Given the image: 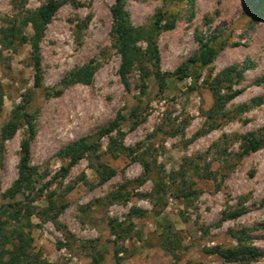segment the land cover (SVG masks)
<instances>
[{"label":"rangeland","instance_id":"1","mask_svg":"<svg viewBox=\"0 0 264 264\" xmlns=\"http://www.w3.org/2000/svg\"><path fill=\"white\" fill-rule=\"evenodd\" d=\"M46 1L0 0V29L19 24ZM113 1L62 0L39 39L37 86L29 45H6L0 35V126L16 106L33 123L29 165L37 175L30 191L9 192L24 125L3 141L0 158V205L9 204L7 211L18 217L7 218L5 230L22 232L21 263L93 264L97 258L113 264L112 252L122 245L121 264H264V136L256 150L241 154L246 135H264V84L255 82L264 77V6L257 0H124L133 27L148 30L158 11L165 16L161 24L172 19L156 39L158 70L166 74L159 89L147 57L132 63L126 85L120 79ZM21 29L32 33L29 23ZM210 36L218 49L211 64L205 67L199 54L186 77H173ZM135 45L144 51L146 40ZM87 65L89 79L77 80L76 71ZM229 66L241 70L231 84L239 92L213 111L209 82ZM258 96L262 101L251 105ZM113 120L117 127L98 139L94 152L58 173L67 164L59 155L64 146L93 138ZM111 137L132 152L111 149ZM96 162L113 175L100 181ZM182 191L194 194L185 198ZM109 221L132 224L126 239L116 241ZM168 222L179 240L174 254L159 245ZM231 231L246 235L260 255L227 261L212 252L236 245ZM12 243L2 246L1 260L9 258Z\"/></svg>","mask_w":264,"mask_h":264},{"label":"trees","instance_id":"2","mask_svg":"<svg viewBox=\"0 0 264 264\" xmlns=\"http://www.w3.org/2000/svg\"><path fill=\"white\" fill-rule=\"evenodd\" d=\"M257 2L259 5L264 6V0H257ZM61 4L62 0H47L34 11L28 12L19 24L11 22L9 25H6L5 27H2L0 29V35L2 36V40L6 42V45H10L15 40L20 41L22 43H27L29 45V56L33 69L34 86L39 85L41 78L39 39L42 35L45 24L50 20L53 13ZM251 4L253 7H256L255 4ZM110 16V30L113 37V46L120 58L118 74L123 84L126 85L125 76L130 70L132 63L134 61L140 62L141 58L147 57L148 60H151L152 65L154 67V75L158 87L159 89H163L165 86L166 74L158 70L159 55L156 46V39L158 34L163 29L170 28L172 26V19L165 21L164 24H161V20H163L165 16L164 12L158 11L153 16V21L148 30H145L141 27H133L129 22V15L127 10L125 9L124 0L113 1V4L110 7ZM27 23L30 24L32 29V33L28 36L22 33L21 31V26H24ZM211 37L212 36H210L209 39ZM140 39L146 40V47L144 51H141L135 45L136 42ZM213 42L214 39L202 41L200 43V49L195 51V53L190 56L189 59L183 61L176 67V69H174V71L172 72L173 77L178 80L186 77L189 74L188 70L190 65L188 63L198 62L201 58L199 54L203 55V57L205 58L203 60V63L205 62V67L210 65L218 52V49L214 48ZM139 69L141 70L142 74H145V72H143L144 68L141 66V64L139 65ZM240 73V69H235L234 66H229L222 69L218 75L216 74L214 77L211 78L209 82V88L213 98V104L211 107L213 111L217 108H220L223 102L229 100L237 92H239L238 89L232 90L231 84L232 82L240 78ZM90 74L91 67L90 65H87L76 71L75 78L77 80L87 82ZM255 82L257 84H264V77H259L258 79H256ZM223 83L226 84V89L224 88ZM220 89H222V91H220ZM261 101L262 97H255L251 100V105H257ZM21 109H23L22 106H16L12 110L9 119L3 125L0 126V158L3 148V141L6 138H9L14 133L16 128L20 125H24L26 128V136L20 141L19 144L20 157L17 167V177L13 181V185L9 191L12 194L21 190L30 191L33 186L34 179L37 175L36 169L33 166L29 165V141L33 135V123L31 121L30 115L25 113L24 110L20 111ZM117 125V120L110 121L106 126L101 127L99 130H97L93 138L90 136L80 137L77 140L64 146L60 150L59 155L67 158V164L63 167H60L58 173L64 175L68 171V169L83 156L84 153L94 152L97 148L98 139L103 135H108L111 130L117 127ZM117 132L119 131L117 130ZM118 134L121 135L120 132ZM260 136L261 137L257 136L254 133L246 135L241 154H246L248 152L256 150L262 144V137L264 135ZM109 145L111 146V149L114 150L124 149L129 152H132V149L125 148L121 145L120 141L113 139L112 137L109 139ZM194 167L196 168V166ZM93 169L98 175L100 181L107 179L114 173V170L112 168L103 165L100 162H96V166H93ZM180 193L183 195V197L187 198L189 194H194V191H191V193H184L182 191ZM9 207V204L0 205V216L4 217L3 220H0V250H4L2 246L11 241H17V243H12L13 247L10 251L9 258L6 261L0 259V264H22L21 262H24L26 260L22 232L15 233V229H13L10 230L8 234V232L5 230L7 218L12 219L14 221L18 220V217L14 212L7 211ZM5 212H7V215L5 214ZM237 213L238 212H232L231 216H236ZM108 226L111 233L115 235L116 241L121 242L126 239L128 232H130L132 229V224L130 222L123 226L121 225V223L109 221ZM230 236L234 238V241L236 242L235 246L226 248L224 250H220L218 247H215L212 248L211 251L218 253V255H220L227 261L237 260L241 258L252 260L256 259L260 255V252L255 247L246 243V235L241 234L238 231H231ZM159 237V245L165 251L174 254L175 249L179 247V240L177 232L171 229V224L169 222L162 226ZM125 252L126 249L122 247V245L116 246L112 252L114 259L113 264H121L122 260L126 257ZM93 264H98L97 258L93 260Z\"/></svg>","mask_w":264,"mask_h":264}]
</instances>
